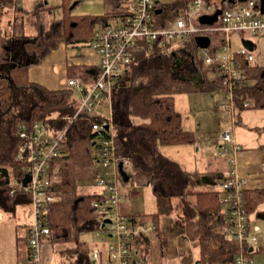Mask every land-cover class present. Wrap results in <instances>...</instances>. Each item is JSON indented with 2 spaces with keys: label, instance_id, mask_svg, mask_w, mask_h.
<instances>
[{
  "label": "trees",
  "instance_id": "16d2710c",
  "mask_svg": "<svg viewBox=\"0 0 264 264\" xmlns=\"http://www.w3.org/2000/svg\"><path fill=\"white\" fill-rule=\"evenodd\" d=\"M207 1L221 7L227 2ZM107 2L123 9H107L102 14L76 12L77 2L60 0V18H53L42 33L7 35L0 29V209L12 215L17 206L29 203L27 193L12 191L23 174L22 164L16 158L22 141L19 124L30 127L40 121L53 131L65 129L60 154L51 162L50 192L55 200L47 206L48 239L67 245L76 255V264H93L79 235L98 229L99 213L92 201L99 196L97 192H81L79 185L97 172L91 124L101 117L86 113L74 117L77 102L74 90L66 86L48 88L30 79L29 69L42 62L45 48L88 45L96 25L106 26L124 12L125 0ZM186 2L166 0L155 16V25L165 27L184 12ZM36 4L39 11L55 9L43 0ZM194 37L189 35L174 45L166 42L163 46H158L157 41H138L132 61L115 84L110 117L117 154L127 157L133 171L145 175L152 189L156 207L149 214L152 229L160 234L161 216L179 210L183 237L197 245L196 261L223 263L230 261L238 249L225 234L219 202L218 183L225 175L221 171L183 169L158 148L194 142L193 134L182 128L181 114L174 105L175 93L222 87L217 68L203 63ZM242 66L247 81L234 89L236 113L245 108H264V65L243 58ZM89 68L85 64L67 65L66 78L91 82L94 75ZM242 198L245 210L252 214L264 202V188L248 187ZM131 216L141 224L138 214Z\"/></svg>",
  "mask_w": 264,
  "mask_h": 264
},
{
  "label": "built area",
  "instance_id": "2783aa9c",
  "mask_svg": "<svg viewBox=\"0 0 264 264\" xmlns=\"http://www.w3.org/2000/svg\"><path fill=\"white\" fill-rule=\"evenodd\" d=\"M38 1L40 0H31ZM165 2L166 0H125L124 12L119 17L94 30L89 43L98 57L96 66L91 70L93 80L85 82L81 78L72 77L66 81V87L78 90L74 117L85 113L98 116L93 113V104L99 102L104 95L111 100L116 91L117 80L134 57L138 41H157L158 46H163L166 42L174 45L176 40L200 34L221 36L218 48H200L199 56L205 65L217 68L221 86L227 95V100L219 104V107L228 111L234 108V89L247 80L242 59L252 62L255 56L246 47H231L229 35L242 30L252 36L264 35V16L260 11L259 0L234 3L227 1L222 7L213 1L187 0L182 14L169 21L165 27H157L156 11L162 10ZM217 11L218 18L214 23L199 22L200 16L214 15ZM18 132L22 141L16 158L22 164L23 174L14 183L12 191L19 190L29 195L32 219L26 233L27 262L43 264L41 243L50 232L47 206L55 200L50 192L53 180L51 162L60 154L65 129L53 131L43 122L35 121L30 127L19 124ZM91 133L95 137L94 156L97 163L92 184L97 187L99 196L92 201V206L99 213L97 231L104 242L103 246L96 245L92 248L89 254L92 263L154 264L139 255L133 245L137 237L145 236L146 229L136 223L131 215L119 211V182L122 178L120 170L129 176L133 167L127 157L117 154L111 117L101 118L99 122L91 124ZM231 139L228 128L219 131V152H228L227 144ZM218 184L225 234L237 244L238 249L227 262L194 260L189 264H264V259H256L257 256H264V223L253 222L244 208L242 192L247 186L246 178L231 169Z\"/></svg>",
  "mask_w": 264,
  "mask_h": 264
},
{
  "label": "crops",
  "instance_id": "0c3cea01",
  "mask_svg": "<svg viewBox=\"0 0 264 264\" xmlns=\"http://www.w3.org/2000/svg\"><path fill=\"white\" fill-rule=\"evenodd\" d=\"M43 1L45 4L49 5L48 0ZM102 1L106 2L107 0ZM8 3L11 4L10 10H12L15 15L17 14L16 16H18L19 13L21 14L19 17H26L25 14L29 12L26 8L34 7L36 2H31V0H8ZM2 9L3 8H0V19H2L3 15ZM104 12L105 11L90 13L102 14ZM52 13H54L53 17L55 19L60 18L61 9L59 11L54 9ZM261 13L264 16V10ZM110 21L112 20H109V22ZM98 27L103 26L96 25L95 29ZM206 35L209 37V45L205 48L209 50L218 48L221 43V36L215 34ZM229 43L233 48L241 46L246 47L251 51L253 56H255L251 63L259 66L264 65V35L252 36L250 33L243 30L232 32L229 35ZM78 47H81V49ZM61 48L64 50L62 54H60ZM49 50L53 52L59 51V55H55L57 57H51L52 59L58 58L59 63H61V61L64 62V79H59L56 84L53 83V80H47V83H44L43 77L40 78L39 75L32 73V69L35 65L29 69V76L30 79L40 82L51 89L66 86L67 65H74L75 63L85 64L90 67L89 70H92V68L96 66V62H98V57L89 44L73 46L60 44L56 49ZM76 55H86L89 59H87V61L79 60L80 58L76 57ZM90 56L92 58H90ZM226 96L222 87H216V89L207 91L189 90L175 93L174 105L181 114L182 128L193 134L194 142L176 145H159V151L167 157L179 162L183 169L189 171H221L225 176L233 169L238 175L246 178V188H264V108H245L239 113H236L234 107L231 111H228L219 107V104L227 100ZM216 112L217 115L215 116ZM206 113H212L214 115L213 119L207 116L208 114ZM215 120V125L217 126L212 124ZM224 128L230 130L232 139L227 144L228 152L222 155L221 152H219L220 146L217 143V137L219 131ZM220 154L228 158L229 165H224L222 161H215L213 159V157H217ZM119 183V190L121 193L120 199H128L139 193V188L134 189L132 187L134 184L137 186L146 185L150 187V185L146 183V176L135 173V171H132L126 180L122 177ZM262 204H264V202L250 214L252 220L255 219L261 224L264 223V209L261 208ZM24 205L30 206V203ZM24 205L17 206L12 215L0 209V264H28L26 233L31 223L32 209L30 208V212L28 213H24V211L19 213V208ZM120 206L121 203L119 201V211L121 213L134 215V213H131L129 206L127 212L121 211ZM254 213L255 217L252 218ZM41 258L43 264H76L75 253L69 250L68 246L64 243L50 242L48 236L42 239Z\"/></svg>",
  "mask_w": 264,
  "mask_h": 264
},
{
  "label": "rangeland",
  "instance_id": "374dc122",
  "mask_svg": "<svg viewBox=\"0 0 264 264\" xmlns=\"http://www.w3.org/2000/svg\"><path fill=\"white\" fill-rule=\"evenodd\" d=\"M49 5L55 6L54 8L59 11L61 8L59 7V0H48ZM72 2H77L75 11L76 12H102L107 9L111 10H121L123 7L115 8V6L110 5L107 1L103 2L102 0H72ZM39 3V2H36ZM35 3L34 7H31L33 11H29L26 17H19L13 13L11 9V4L8 3V0H3L1 2L0 8L2 9V19H0V29H2L4 34L13 35V34H34V33H42L48 27L50 21L54 18V13L52 11H39L35 9L37 5ZM4 5V6H3ZM6 10V11H5ZM36 10V12H34ZM33 13V14H32ZM20 27V28H19ZM19 28V29H18ZM177 41V40H176ZM81 49V47H78ZM60 50V54L64 50ZM59 51L53 52L48 48H45L42 52V62L39 65H35L32 69V73L39 75L40 78H44V83H47V80L52 81L53 83H58L59 79H64V62L61 61L59 63L58 58H53L51 56L59 55ZM55 56V57H57ZM61 56V55H60ZM79 57V60L87 61L88 56L86 55H76ZM90 58H92L90 56ZM59 85V84H58ZM74 92L77 93V89H73ZM210 94V93H208ZM206 98V97H205ZM93 113L95 115L100 116L101 118H109L110 117V100L105 95L101 98V100L95 104H93ZM214 107V106H213ZM207 116L213 119L214 115L212 113H206ZM217 115V112L215 116ZM213 121V120H212ZM215 122L212 124L215 125ZM223 155L224 153L221 152ZM218 155L217 157H213L215 161H222L224 165H229L228 158L222 155ZM227 168V166H226ZM225 168V169H226ZM134 189L139 188V193L134 195L131 198H122L120 199L121 203V211H128V206L130 207L131 213L135 215L138 214V217L142 222H140L145 229L144 237H137L133 241L134 248L140 253L139 255L144 256L148 261L154 264H189L192 261L197 259L198 251L197 245L195 241H189L182 235V225L179 219V210L173 211L169 216H161L159 219V227L161 230L160 234L154 229H147L153 226L152 219L150 217V213L156 210L155 207V199L154 195L151 191V188L143 185L137 186L134 184L132 186ZM97 187L93 186L92 179L87 181H81L79 185V190L81 192H96ZM141 191V192H140ZM30 206L24 205L19 208V213L30 212ZM261 208L264 209V204H262ZM145 214V215H143ZM255 217V213L252 215V218ZM253 222H259L255 219ZM260 223V222H259ZM264 228V225H263ZM99 232L96 230L82 231L79 235V239L83 242V246L91 252L92 248L97 246H103L101 241ZM257 260L264 259V256H260L256 258Z\"/></svg>",
  "mask_w": 264,
  "mask_h": 264
},
{
  "label": "water",
  "instance_id": "95a60500",
  "mask_svg": "<svg viewBox=\"0 0 264 264\" xmlns=\"http://www.w3.org/2000/svg\"><path fill=\"white\" fill-rule=\"evenodd\" d=\"M229 3H234L236 1H244V0H227ZM259 6H260V11L263 12L264 10V0H259ZM161 9H157L156 13H160ZM219 12H215L214 15H202L199 17V22L201 23H206V24H212L214 23L217 18ZM196 44L198 45L199 48H205L209 45V37L207 35H195L194 37ZM120 173L123 177L124 180L128 178V175L124 174L122 170H120ZM108 221V220H107Z\"/></svg>",
  "mask_w": 264,
  "mask_h": 264
}]
</instances>
